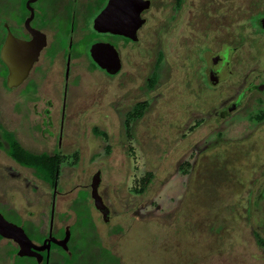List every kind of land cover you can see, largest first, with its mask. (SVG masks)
<instances>
[{
  "label": "rangeland",
  "instance_id": "obj_1",
  "mask_svg": "<svg viewBox=\"0 0 264 264\" xmlns=\"http://www.w3.org/2000/svg\"><path fill=\"white\" fill-rule=\"evenodd\" d=\"M182 1L183 17L187 19L184 25L190 26L179 32V38H188L192 35L194 39L196 36L197 40L200 39L198 25L205 21L196 23L193 16L196 11L198 14L201 12L199 10L202 6L203 9L206 7L210 9L211 28L208 39L212 40L210 43L212 51L220 49L223 36L228 38V57L232 62L233 74L227 81L229 83L227 93H232L238 72L249 65L255 66L256 53L260 57V61L257 60V64L260 65L258 68H264V36L259 42L254 29L247 21L249 13L257 8H264V0ZM152 2L153 6L147 13V22L139 31L141 42L136 45L130 42L129 53L125 55L126 62L121 72L115 77L108 78L97 72L83 71L79 83L75 86L71 100L74 106L69 110L68 121L67 111L63 113L62 120L67 126L63 142L67 152L73 151L77 146L79 158L77 163L71 164L72 155L64 157L56 179V190L62 192L72 182L85 184L84 186L88 188L91 175L97 169L101 170L99 190H105L112 200V202L108 200L111 203L112 214L108 225L101 221L97 213L93 214V221L103 246L121 255L120 264H264V252L252 234L256 228L255 220L263 204L262 202L260 206L254 203V199L263 197L264 191V126L259 129L254 121L243 124L239 136L234 132L239 129V124L234 122L229 124L228 132L230 135L235 133L237 139L229 145L221 144L215 150L208 151L206 156L213 152L218 153L213 158L206 157L200 162L197 169L199 184L195 185L193 204L185 206L184 214H190L185 219L186 224L181 220L183 213L180 215L181 218L170 214L171 212L164 215L166 206L160 207L164 192L173 189V182L177 178L171 176L169 183L159 190L166 172L163 169H170L182 151L177 145L164 167L159 166L160 145L165 140L176 137L177 122L184 120L190 110L201 111L208 107L209 95L200 83V76L190 73L192 70L190 62L183 59L179 47L167 51L166 62L169 69H166V64H162L161 69L156 68L155 72L160 73L158 82L152 90L146 89V77L153 69L155 53L160 50L157 38L153 35V28L158 26L163 12L166 10L168 12L174 0ZM200 19L197 17V21ZM223 22L226 23L224 29ZM154 33L158 35L159 30H155ZM202 47L204 45L201 44L200 48ZM189 61L193 64L194 58ZM196 66V73L199 71L201 74L203 65L197 63ZM1 92L3 91L0 88V120L13 128L17 126L20 117L11 109L10 101L13 97L7 98ZM143 100L147 101L145 113L135 127L136 138L129 141L123 129V112L117 109ZM255 109L254 102L248 103L231 118L242 122L251 112L254 113ZM53 114L55 115L53 120L57 119V123H60L62 113L58 117L57 112ZM97 123L100 124L102 128L100 132H103L102 135L105 137L107 131L108 139L94 138L91 127ZM204 133L203 126L196 131L197 137L203 136ZM223 138L227 139L226 136H221L219 140ZM93 140H97V143L95 144ZM53 142L54 137L49 138L46 148H51ZM244 150L246 172L238 173L236 167ZM221 164L224 165L223 168ZM227 164L233 169L232 173L225 170ZM7 165L15 164L0 151V213L6 219L23 226L32 240L40 241L44 235L43 229L40 232H31L21 219L9 215L5 208L7 206L17 208L24 219L37 217L41 208L44 210L48 208L50 188L40 180L36 182L38 185L36 191L24 188L18 177L5 173ZM147 170L150 175L146 174ZM22 173L32 180L29 173ZM149 177L152 178L151 183L147 179ZM80 186H75L68 195L59 194L58 212L66 209L67 200ZM139 186L142 189L146 188L135 192ZM114 187L117 189L114 190ZM248 190L252 191V202H249L251 205L248 203L243 205L241 201L248 197ZM130 192L132 196L129 195ZM87 194V191L81 188L77 199L85 204ZM115 194L118 195L117 201L114 199ZM127 199L134 207L129 206V214H123ZM138 205L146 207L138 210L136 216L131 213V209ZM74 220L75 215L70 211L63 224L74 223ZM87 221L83 218L70 226L71 241L75 239L81 248H86L89 243L84 234L79 236L76 231L81 226L84 227ZM116 224L120 226L121 231L117 230ZM116 230L117 233L112 235L109 233ZM11 247L13 244L9 240L0 239V264H12L6 251Z\"/></svg>",
  "mask_w": 264,
  "mask_h": 264
},
{
  "label": "flooded vegetation",
  "instance_id": "obj_2",
  "mask_svg": "<svg viewBox=\"0 0 264 264\" xmlns=\"http://www.w3.org/2000/svg\"><path fill=\"white\" fill-rule=\"evenodd\" d=\"M107 2L108 0H0V88L3 91L1 93L5 97H13L10 101L11 109L20 117L17 126L13 128L6 126L0 120V151H3L15 164L14 166L7 165L4 171L9 176L18 177L24 188H30L36 191L38 187L36 184L37 180L47 184L50 188L48 208L46 210L41 208V212L40 214L38 213L39 215L37 217L24 219L17 208L7 206L5 209L9 215L21 219L31 232H40L43 229L44 235L42 239L40 241H34L30 238L27 230L19 225L24 229L31 242L37 246L42 245L44 239L49 236L57 240H62L66 228L68 227L69 229V237L66 241L67 249L51 241L48 252L46 249L39 251L42 255L40 262L37 261L35 256L17 255V244L13 240L5 238L13 244L11 248L16 249L14 253L10 254L12 264L15 255L33 258L37 264H65L63 263L65 254L69 259L73 254L75 255L74 264H85L83 260L89 261L90 259L95 260L92 264L121 263L119 259L121 255H117L110 248L103 246L93 221V214L97 213L101 217V221L108 225L110 223L109 218L112 214L111 203H109L112 200L105 190H99L101 170L97 169L91 175L88 188L84 186L85 184L72 182L62 192L56 190V179L59 176L60 165L64 161V157L66 156L67 158L68 155H72L70 156V159L73 158V160H70L71 164L77 163L79 158L77 152L78 147L76 146L73 151L67 152L65 151L66 148L63 142L67 133V126L64 125L62 120L63 113L67 111L68 121L69 110L73 109L74 106L71 100L74 96L75 86L79 83L83 71L88 73L97 72L99 75L108 78L115 77L121 72L126 62L125 55L129 53V46H131L129 44L133 42L136 45V43L141 42L139 31L146 24L147 13L153 6V2L150 0L149 7L140 13V16L144 18V22L136 30V39H132L123 34L99 31L94 28V18L106 6ZM182 5V0H174L168 12H166L167 10L163 12L158 26L153 28V35L157 38V44L160 50L155 53L153 69L146 77V89L148 91L152 90L158 82L160 73L158 71L155 72L156 68L157 70L161 69L162 64H166V69H169L166 62L168 59L167 51L175 50L179 47L181 48L183 59L190 62L192 67L190 73H194L195 76H200L201 85L208 91V107L201 111L190 110L184 120L177 122L176 127L178 130L175 132L177 133L176 137L167 139L160 145L161 150L159 151L158 165H163V167L169 159L170 154L176 150L177 145L178 149H182L176 157L177 160L173 161L172 167L170 169H163L166 172L160 182L161 188L159 190H162V187L167 182L169 183L171 176H177L173 182V189H167L164 192L160 207L163 205L166 206L164 215L171 212L170 214H175L178 218H181L180 215L183 213L181 220L185 222V219L190 216V214H184L185 206L189 203L193 204V192L196 193L195 185L199 184L197 175L199 164L204 158L210 156L213 158L218 152L210 153L208 156H206V153L215 150L221 144L229 145L231 142H234L237 139L235 133L240 134L239 131H241L240 129L243 127V124L254 121L258 125L257 128L260 129L264 126V68H258L259 63L257 64V60L259 59L260 61V57L256 53V67L253 66V68L249 65L238 72L237 81L232 88V93H227V88H229L227 81L233 74L231 69L232 62H230L228 57L229 45L227 36H223L220 49L218 48L219 50L217 49V51L213 52L210 46L212 40L210 38L208 39L209 29L211 28V20L209 18L210 9L208 7L203 9L202 6L199 10L201 12L198 14V11H196L193 16L196 23L202 20L205 21L203 23L200 22L198 25L200 31L198 36L200 39L197 40V36L194 39L192 35L188 38H179V32L190 26L189 24L184 25L187 19H185V16L183 17L184 10L182 9ZM197 17L201 19L197 21ZM263 17L264 14L257 18L255 23L256 27L251 24L259 42L262 40L261 37L264 36V28L260 24ZM175 22H177V25ZM225 24L223 22L222 29L226 28ZM173 26L175 27L173 28ZM155 30H159L158 35L154 33ZM93 44L97 45L95 51L99 57L105 54L108 55L109 50L112 48L115 50L120 61V68L117 72L109 73L98 65L90 51ZM201 44L204 47L200 48ZM168 45L170 47L167 48ZM36 51V56L21 81L8 85L9 63H14L15 67L21 72L22 64H26L28 59H32L31 57ZM193 58L194 63L192 64V60H189ZM195 62L196 64L200 63L203 65L201 74L199 71L196 73L197 66ZM206 84L208 85L206 86ZM252 102L255 103L256 109L254 110L255 112L253 111L254 113L251 112L248 118L242 121L245 123L231 118L240 108H244V106ZM146 103L147 101L144 100L137 101L130 106L126 105L125 108L117 109L123 112V129L125 136L127 138L129 137V141L136 138L135 127L145 113ZM55 112H57V117L62 113L60 123H57V119L56 121L53 120V117H55L53 113ZM231 122L239 124V129L234 131L235 133L233 135H230L231 133L228 132V127H230L229 124ZM201 126L205 127V133L203 136L197 137L196 131ZM91 128V133L95 136L94 138L97 137L98 140L100 139L99 137L108 139L107 131L106 137L102 135L103 132H100L102 129L100 124L97 123V125H93ZM221 136H226L227 139L223 138L219 140ZM53 137V145L47 149V142H49V138ZM9 141L16 142L26 155L47 154L53 156L57 154L60 157V162L54 181L52 183L47 182L43 178L36 176L32 166L20 163L9 155L7 153ZM93 141H95V144L97 143V140ZM107 149L109 150V147ZM246 153H248L247 149ZM244 154L245 150L240 154L239 165L236 167L238 173L246 172ZM221 167L223 168L224 165L221 164ZM254 169L256 170V168ZM225 170H227V173H232L233 171L228 164ZM148 171H146V174L150 175ZM22 172L29 173L32 176V180H29L25 173L23 174ZM97 172H99L97 191L103 203L102 209L95 206L91 196V183L93 176ZM147 179H149L150 183L152 182L151 177ZM71 185L72 187H70ZM75 186H80V188L67 200L66 209L58 212L57 197L59 194H70ZM81 188H84L88 193L85 204L77 199V194ZM116 189L117 187H114V190ZM144 189L139 186V189L134 191H143ZM247 192L248 197L245 198V201H241L243 205L252 202V191L248 190ZM129 195L132 196V192ZM262 195L263 197H256L254 199V203H258L260 206L262 202L263 204L257 220H255L256 228L252 231L259 247L257 235L264 238V191ZM115 196L114 199L117 201L118 195L115 194ZM133 205H130L129 199H127L124 204L123 214H129V206L134 207ZM143 207L146 206L138 205L134 209H131V213L137 216L139 213L138 210H141ZM70 211L75 215L74 223L63 224V221L70 214ZM83 218L88 220L87 224L84 227L81 226L76 233L79 236L84 234L90 246H93L87 253H85L86 248L79 246V242L76 244L75 239L71 241L70 235V226L75 225L76 222ZM116 225L117 230L121 231L120 226L118 224ZM117 230L110 231L109 233L112 235L117 233ZM2 238L4 237L0 236V239ZM262 251L264 252L263 249ZM85 255L87 256L84 259Z\"/></svg>",
  "mask_w": 264,
  "mask_h": 264
},
{
  "label": "water",
  "instance_id": "obj_3",
  "mask_svg": "<svg viewBox=\"0 0 264 264\" xmlns=\"http://www.w3.org/2000/svg\"><path fill=\"white\" fill-rule=\"evenodd\" d=\"M149 5L150 0H108L106 6L94 18L93 26L99 31H110L136 39V30L144 22V18L140 16V13L142 10L148 8ZM260 24L264 28V17L261 19ZM96 46V44H93L90 51L98 65L109 73L117 72L120 68V61L115 50L112 48L109 50L108 55L105 54L104 56L99 57L96 55ZM36 53L37 51L33 53L31 57L32 59H28L26 64H22L21 72L15 67L14 63H9L10 70L7 78L8 85L16 84L21 81L28 71V67L36 56ZM98 182L99 172L93 176L91 183V196L94 200L95 206L102 209L103 203L97 191ZM0 236L11 239L17 244V255L35 256L37 261L40 262L42 260V255L39 251L46 249L48 252L51 241L61 245L64 249H67L66 241L69 237V229L68 227L66 228L62 240H57L54 237L49 236L44 239L42 245L37 246L31 242L21 226L8 221L0 213Z\"/></svg>",
  "mask_w": 264,
  "mask_h": 264
},
{
  "label": "trees",
  "instance_id": "obj_4",
  "mask_svg": "<svg viewBox=\"0 0 264 264\" xmlns=\"http://www.w3.org/2000/svg\"><path fill=\"white\" fill-rule=\"evenodd\" d=\"M264 14V8L261 9H255V11L248 14L247 18L249 21V18L251 22H249L252 25H255L257 18L262 16ZM7 153L11 155L15 160L19 161L20 163L32 166L34 168V172L36 176L43 178L47 182H53L56 178V174L58 172V164L60 162V157L55 154L53 156L47 155V154H37V155H26L20 147L17 145L14 141L8 142L7 147ZM257 241L260 247L264 250V238L259 237L257 235ZM91 247L90 244H87V247L85 249V253L89 252ZM73 248V247H72ZM15 248L7 249V254L10 256V254L15 252ZM87 255H85L84 259ZM94 259H90L89 261L83 260L85 264H92L94 263ZM63 263L65 264H74L75 263V255L73 254L72 257L69 259L67 255L65 254V259L63 260ZM13 264H37L33 258L30 257H19L14 256L13 257Z\"/></svg>",
  "mask_w": 264,
  "mask_h": 264
}]
</instances>
